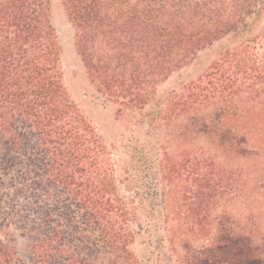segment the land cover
Segmentation results:
<instances>
[{"label": "trees", "instance_id": "1", "mask_svg": "<svg viewBox=\"0 0 264 264\" xmlns=\"http://www.w3.org/2000/svg\"><path fill=\"white\" fill-rule=\"evenodd\" d=\"M59 1L95 94L115 104L117 115H134L151 142L133 135L109 140L71 99L51 0H0V234L9 238L14 261L0 264L170 259L148 247L166 242L176 254L168 196L178 166L151 136L168 126L180 103L198 122L209 119L197 108L204 101L261 96L264 62L254 47L264 35V0ZM207 56L221 72L219 83L153 98L157 83ZM227 59L235 66L226 74L219 64ZM254 227L221 225L177 264H264V228ZM181 248L189 246L183 241Z\"/></svg>", "mask_w": 264, "mask_h": 264}, {"label": "rangeland", "instance_id": "2", "mask_svg": "<svg viewBox=\"0 0 264 264\" xmlns=\"http://www.w3.org/2000/svg\"><path fill=\"white\" fill-rule=\"evenodd\" d=\"M51 6L63 52L64 85L71 99L102 126L109 140L133 135L139 136L142 142H151L144 136L146 126L136 128L134 115H117L115 104H104L95 94L77 54L74 33L60 1L51 0ZM254 49L264 62V35ZM197 62L157 83L153 98L163 100L187 85L210 87L211 83L220 82L221 72L216 73L210 67V56ZM234 66L230 59L219 64L220 70L226 74ZM206 74L210 75L204 76ZM259 90L263 93L254 102H250L246 94L240 98L218 99V103H213L215 99L202 102L197 108L209 116L205 121L196 122L190 115L193 110L179 102L169 111L168 126L156 137L151 136L152 143L164 145L172 164L178 166L174 169L168 196L173 209L172 218L177 224L176 254L168 250L166 242L161 246L150 244L148 252L166 253L170 258L152 264H177L178 259L194 248L212 241L221 225L230 229L239 221L248 229L254 226L264 228V87L256 89ZM239 137L246 143L239 145ZM159 158H163L162 153ZM197 165L207 167L197 172ZM191 224L198 226L192 227L195 225ZM183 241L188 244V250L181 248ZM0 242L3 244L1 260L14 262L9 238L0 234ZM144 245L141 237L133 248L139 253ZM20 254L25 261L24 254L21 251Z\"/></svg>", "mask_w": 264, "mask_h": 264}]
</instances>
